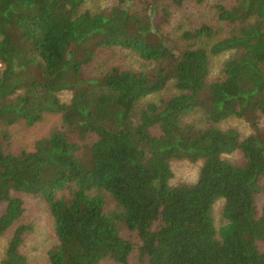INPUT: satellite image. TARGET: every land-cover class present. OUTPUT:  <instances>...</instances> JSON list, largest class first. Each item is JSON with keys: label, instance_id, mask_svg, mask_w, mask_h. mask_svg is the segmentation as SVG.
Instances as JSON below:
<instances>
[{"label": "trees", "instance_id": "trees-1", "mask_svg": "<svg viewBox=\"0 0 264 264\" xmlns=\"http://www.w3.org/2000/svg\"><path fill=\"white\" fill-rule=\"evenodd\" d=\"M89 1L0 0V264L29 263L34 201L51 264H264V0ZM110 48L151 67L86 75ZM49 115L68 129L7 146ZM231 117L256 132L219 126ZM184 160L198 178L174 184Z\"/></svg>", "mask_w": 264, "mask_h": 264}, {"label": "rangeland", "instance_id": "rangeland-1", "mask_svg": "<svg viewBox=\"0 0 264 264\" xmlns=\"http://www.w3.org/2000/svg\"><path fill=\"white\" fill-rule=\"evenodd\" d=\"M214 1V0H211ZM115 0H94L89 1L85 4V7L90 8L92 10H97L98 8H104L112 5ZM200 9L199 12H201ZM201 18L200 16H197ZM196 23L205 20V19H193ZM225 57H218L215 59L212 70L213 74H217L220 68V64ZM147 62L144 60L131 55L129 51L121 50V49H99L97 53L96 59L91 63L90 66L87 67L86 75L89 73H97V71L101 70L102 67L117 65L120 67H132L134 69H143ZM151 67V66H146ZM61 98L64 101H67L71 97L70 91H63L61 94ZM154 98V96L152 97ZM221 128L233 127L236 128L241 137H246L254 132H256V128L246 119L231 117L219 123ZM56 127L61 130L68 129L64 126L60 116L58 115H49L42 122L38 124L28 127L25 123H20L16 126L10 127V136L9 142L7 146H11V148L19 149L25 147L26 149H32L33 144L36 139L46 135L48 131ZM260 127H264V123H260ZM70 135L76 139V133L71 132ZM7 144V141H6ZM232 155L229 158L232 159ZM172 168L174 170V177L172 182H187L193 183L197 180L200 170L199 163H192L189 161H174L172 163ZM109 202L111 205L114 204L113 200L109 198ZM222 201L219 200L214 209L216 223L218 226L221 224V207ZM29 208V215L31 221L35 219L36 226L35 231L31 233L27 239V242L22 247V250L25 254L28 255L29 263L28 264H51L49 261V257L47 255V249L51 248L58 240L53 230V221L49 215V213L41 206L40 204H36L34 201ZM257 207L262 209L264 207V189L258 195L257 199ZM3 209V205L0 206V210ZM40 211H39V210ZM122 234L126 237L135 236L136 234L130 231L127 227L122 226ZM8 237L0 236V260L4 254L5 248L8 243ZM259 246L264 248V242H260ZM101 264H117L114 262H110V260L104 261ZM131 264H135L134 260ZM143 264V263H138Z\"/></svg>", "mask_w": 264, "mask_h": 264}]
</instances>
